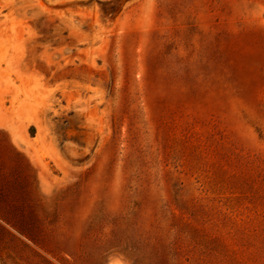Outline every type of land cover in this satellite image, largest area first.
Returning a JSON list of instances; mask_svg holds the SVG:
<instances>
[{"label": "rangeland", "instance_id": "obj_1", "mask_svg": "<svg viewBox=\"0 0 264 264\" xmlns=\"http://www.w3.org/2000/svg\"><path fill=\"white\" fill-rule=\"evenodd\" d=\"M0 264H264V0H0Z\"/></svg>", "mask_w": 264, "mask_h": 264}]
</instances>
